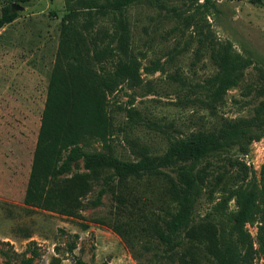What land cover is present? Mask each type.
Here are the masks:
<instances>
[{
	"label": "rangeland",
	"instance_id": "374dc122",
	"mask_svg": "<svg viewBox=\"0 0 264 264\" xmlns=\"http://www.w3.org/2000/svg\"><path fill=\"white\" fill-rule=\"evenodd\" d=\"M5 5L17 17L0 29V264H17L33 249L32 264H77L78 259L177 264L146 230L147 219L166 206L163 182L155 176L116 183L93 204L110 170L93 178L89 162L80 159L63 177L88 172L91 187L77 197L72 214L24 203L65 7L63 0H0V13ZM126 17L138 72L107 98L115 155L127 160L160 155L172 141L256 117L264 103V0H137ZM96 27L111 25L99 19ZM218 42L229 43L247 64L234 86L208 102L209 82L219 69L212 56ZM100 148L93 142L87 150ZM263 164L264 133L247 145L227 146L195 168L203 178L191 207L196 232L210 234L211 225H230L239 208L236 193H253L252 215L243 226L252 243L251 264H264L258 239L264 222ZM121 193L123 203L117 200ZM156 221L163 225L160 217ZM184 245L177 248L180 254L188 253ZM190 259L188 253L185 260Z\"/></svg>",
	"mask_w": 264,
	"mask_h": 264
},
{
	"label": "trees",
	"instance_id": "16d2710c",
	"mask_svg": "<svg viewBox=\"0 0 264 264\" xmlns=\"http://www.w3.org/2000/svg\"><path fill=\"white\" fill-rule=\"evenodd\" d=\"M25 3L29 0H17ZM65 13L60 19L58 44L48 78L46 97L33 151L24 203L70 215L91 187L86 173L70 178L64 173L78 160L89 162L93 178L105 170L103 181L92 201L114 184L126 179L155 176L163 183L166 206L162 214L147 219L146 230L162 244V251L177 264H251L252 243L244 223L252 215L254 195L251 191L236 193L238 210L230 225L210 227V234L196 232L191 225V207L203 182L196 166L202 160L229 145H247L264 133V103L256 117L249 121H228L216 131L193 133L188 138L172 141L160 155L145 153L136 160L115 155L110 147L112 125L107 109L108 95L137 78L138 66L130 48L127 8L137 0H63ZM17 17V11L5 5L0 13V29ZM107 19L111 28L96 27ZM218 71L209 82L208 102L218 101L241 76L247 60L233 51L227 42H218L212 51ZM256 127L254 132L251 126ZM93 142L101 148L87 150ZM109 172V171H108ZM264 177V164L261 169ZM70 192L76 193L70 195ZM126 194V191H124ZM126 195L117 196L121 203ZM163 225H157V218ZM264 221V216L261 217ZM193 238L197 241L192 242ZM264 247V222L258 229ZM187 241V244L185 242ZM185 244V245H184ZM146 245V244H143ZM185 246L188 253H179ZM146 247L145 249H149ZM33 249L17 264H32ZM204 261L201 263V261ZM77 264H87L77 260Z\"/></svg>",
	"mask_w": 264,
	"mask_h": 264
},
{
	"label": "water",
	"instance_id": "95a60500",
	"mask_svg": "<svg viewBox=\"0 0 264 264\" xmlns=\"http://www.w3.org/2000/svg\"><path fill=\"white\" fill-rule=\"evenodd\" d=\"M13 8V7H12Z\"/></svg>",
	"mask_w": 264,
	"mask_h": 264
}]
</instances>
